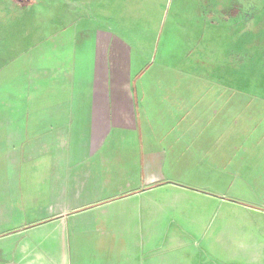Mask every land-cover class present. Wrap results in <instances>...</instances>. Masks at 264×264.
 Returning a JSON list of instances; mask_svg holds the SVG:
<instances>
[{"label":"crops","instance_id":"obj_1","mask_svg":"<svg viewBox=\"0 0 264 264\" xmlns=\"http://www.w3.org/2000/svg\"><path fill=\"white\" fill-rule=\"evenodd\" d=\"M108 35L82 34L96 59L0 105V264H264V157L238 197L200 186L215 159L199 158L194 97L111 76ZM168 110L177 121L158 122Z\"/></svg>","mask_w":264,"mask_h":264},{"label":"rangeland","instance_id":"obj_2","mask_svg":"<svg viewBox=\"0 0 264 264\" xmlns=\"http://www.w3.org/2000/svg\"><path fill=\"white\" fill-rule=\"evenodd\" d=\"M98 30L109 34L111 76H136V92L194 97L199 158L215 159L195 181L238 197L264 157V0H0V105L26 106L38 72L73 69L80 52L96 59V45L80 51L79 42ZM164 113L158 122L177 121Z\"/></svg>","mask_w":264,"mask_h":264}]
</instances>
